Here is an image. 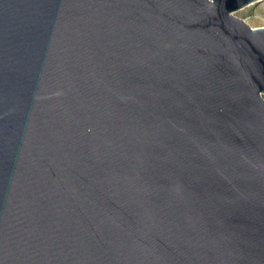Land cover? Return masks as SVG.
I'll return each mask as SVG.
<instances>
[{"label": "water", "instance_id": "1", "mask_svg": "<svg viewBox=\"0 0 264 264\" xmlns=\"http://www.w3.org/2000/svg\"><path fill=\"white\" fill-rule=\"evenodd\" d=\"M261 0H0V264H264Z\"/></svg>", "mask_w": 264, "mask_h": 264}, {"label": "rangeland", "instance_id": "2", "mask_svg": "<svg viewBox=\"0 0 264 264\" xmlns=\"http://www.w3.org/2000/svg\"><path fill=\"white\" fill-rule=\"evenodd\" d=\"M234 14L254 28L264 27V0L253 2L235 11Z\"/></svg>", "mask_w": 264, "mask_h": 264}]
</instances>
